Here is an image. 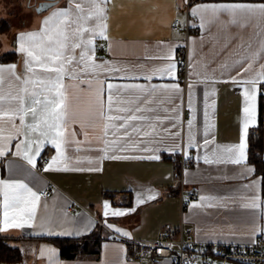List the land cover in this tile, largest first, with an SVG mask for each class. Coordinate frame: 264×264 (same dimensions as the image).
<instances>
[{
  "label": "crops",
  "instance_id": "crops-1",
  "mask_svg": "<svg viewBox=\"0 0 264 264\" xmlns=\"http://www.w3.org/2000/svg\"><path fill=\"white\" fill-rule=\"evenodd\" d=\"M1 1L0 57L6 54L12 57L0 60V66L14 65L16 74L23 78L25 57L16 50L17 35L39 31L42 21L52 12L68 7L69 0H58L43 11H36L38 0H34L33 9L39 15L34 16L24 8L14 26L6 20L10 10ZM187 1L109 0L105 5L106 38L97 36L92 43L95 62L103 64L104 70L85 74L80 65L75 67L79 78L66 77L63 81L68 104L64 126L66 160L45 170L56 156V149L45 144L32 167L15 155L16 144L24 139L16 132L19 120L15 121L16 128L4 123V135L11 134L13 139L7 144L6 154L0 156V179L22 181L37 193L51 189L52 195L40 196L35 220L23 228L4 224L3 197H0V228L5 229L0 233L21 251L19 261L0 264H142L133 256L138 250L137 241H151L165 227L174 231L181 221L193 225L199 241L249 242L264 234L261 176L248 153L250 132L258 126L263 83L255 85L256 118L247 130L245 163L204 160L205 156L223 159L226 157L223 149L240 142L244 89L250 87L243 81L253 79L264 65V54L252 55L264 41V21L253 19L240 27L222 15L217 21L201 26L200 17L192 15L193 7L204 4L264 1L197 0L189 2L188 9ZM174 19L180 21L178 29L171 27ZM195 26L198 32H194ZM184 49L185 75L179 71V54ZM169 64L175 65L174 71L162 76L161 70ZM113 67L120 71H108ZM146 76L152 78L148 80ZM108 83L176 85L179 91L171 94L170 102L153 105L157 110L150 115L158 117L152 121L155 130L144 126L152 135L120 138L110 130L105 137V121L96 115V98L103 85V99L107 100ZM4 91H9L7 83ZM156 95L167 99L160 93ZM190 118H193L191 129ZM262 127L264 141V99ZM205 139L210 143L205 145ZM114 140L118 142L113 144ZM181 154L186 159L182 182L178 161L172 160ZM261 156L264 159V148ZM43 159L46 161L41 163ZM182 200L187 203L183 211ZM105 203L109 205L107 216ZM252 203L259 206L253 208ZM115 211L124 215H111ZM93 232L101 236L97 255L63 258L58 246L48 240L82 237ZM159 261L155 263L171 264L169 259Z\"/></svg>",
  "mask_w": 264,
  "mask_h": 264
},
{
  "label": "snow or ice",
  "instance_id": "snow-or-ice-1",
  "mask_svg": "<svg viewBox=\"0 0 264 264\" xmlns=\"http://www.w3.org/2000/svg\"><path fill=\"white\" fill-rule=\"evenodd\" d=\"M109 0H69V6L56 10L46 17L39 31L20 33L16 37L17 52L25 57V75L23 78L15 72V66H0V156L6 154L7 144L13 139L11 134L4 135V123H11L16 128L15 121L19 120L18 134L24 139L16 144L15 155L22 157L29 165L35 167V157L40 155L45 144H51L56 149V156L45 170L51 169L58 161L66 160L64 146L67 143L64 126L68 115L67 96L63 83L66 77L79 78L75 67L83 65L85 74H96L104 70L103 64L95 62L92 55L93 40L105 37L106 7ZM74 5V8L72 7ZM192 15L199 16L201 26L213 23L222 15L229 17V23L245 27L253 20L264 21V3L221 2L195 6ZM106 38V37H105ZM79 50L77 56L76 51ZM264 54V41L261 48L252 55ZM168 58V57H163ZM252 65L249 64V67ZM174 64H169L161 70V75L172 73ZM110 72H118L119 68H110ZM247 71V69H245ZM135 78V77H134ZM150 80L151 76L144 77ZM264 83V65L253 79L243 81L250 87L244 89V117L240 142L237 145L223 149L226 157L212 160L204 157L205 163L227 162L235 165L246 161L247 130L255 123L256 87ZM9 85V91H4V85ZM91 85H89L90 87ZM15 87V91H13ZM103 85L97 92L96 105L99 118L104 119L105 137L112 130L114 136L131 138L133 134L152 135L153 120L156 108L153 105L170 102L171 94L178 92L176 85L145 86V85H113L107 84V100L104 96ZM189 109L192 110L191 86L189 87ZM157 93L167 99H161ZM175 111V110H174ZM207 115V113H206ZM119 122V123H117ZM147 125L152 131H145ZM189 129L193 127V118L188 120ZM75 135V133H73ZM207 135V132L205 133ZM118 140H114L113 144ZM210 141L205 139V145ZM194 146L190 143L189 147ZM79 150V149H77ZM111 159L129 157H104ZM158 159V157H150ZM91 162V161H90ZM63 170H69L64 168ZM81 170V169H75ZM92 170V169H90ZM251 171V169H249ZM0 197H3L2 208L4 224L10 227L23 228L30 226L35 220L36 207L40 195L26 183L19 180L0 179ZM258 199V198H257ZM258 207L257 203L250 205ZM105 215L109 214V205L104 204ZM113 216L124 215L119 211L112 212ZM0 230H5L0 228ZM52 255H55V252Z\"/></svg>",
  "mask_w": 264,
  "mask_h": 264
},
{
  "label": "built area",
  "instance_id": "built-area-1",
  "mask_svg": "<svg viewBox=\"0 0 264 264\" xmlns=\"http://www.w3.org/2000/svg\"><path fill=\"white\" fill-rule=\"evenodd\" d=\"M189 1H187V9ZM179 19H174L171 27L178 29ZM194 32H198V27H193ZM187 67L186 49L179 54V71L185 75ZM264 90V83L262 84ZM180 181L182 182V170L185 167L186 159L183 154L177 158ZM43 159L41 163H44ZM38 194L42 197H50L51 189H44ZM187 208V203L182 200V211ZM138 250L134 257L142 259L147 256L150 261L156 262L169 259L171 264H264V234L259 235L249 242H206L195 238L193 225L181 221L176 230L165 227L151 241H137Z\"/></svg>",
  "mask_w": 264,
  "mask_h": 264
},
{
  "label": "trees",
  "instance_id": "trees-1",
  "mask_svg": "<svg viewBox=\"0 0 264 264\" xmlns=\"http://www.w3.org/2000/svg\"><path fill=\"white\" fill-rule=\"evenodd\" d=\"M197 0H189V2ZM228 1H264V0H228ZM5 25V24H4ZM3 25H0L2 29ZM12 57L6 54L0 60L8 61ZM264 93L260 95L258 107V126L249 135V160L254 165L255 171L261 176L262 194L264 195V159L261 152L264 148L263 141V99ZM56 244L63 258L72 259L77 256L98 253L101 236L98 232H93L82 237L48 238ZM21 259V251L8 243V238L0 233V262H17Z\"/></svg>",
  "mask_w": 264,
  "mask_h": 264
},
{
  "label": "rangeland",
  "instance_id": "rangeland-1",
  "mask_svg": "<svg viewBox=\"0 0 264 264\" xmlns=\"http://www.w3.org/2000/svg\"><path fill=\"white\" fill-rule=\"evenodd\" d=\"M2 0L1 2L5 5V7H8L10 10V13L8 14V18L6 20H9L10 23L14 26L16 24V21L19 19L18 16L22 13L23 9H28L29 12H31L34 16L39 15L37 12L33 9V3L34 0H25V2L22 0ZM6 37L10 39V33H5ZM160 262V261H157ZM142 264H156L155 262L150 261V259L147 256H144L141 259Z\"/></svg>",
  "mask_w": 264,
  "mask_h": 264
},
{
  "label": "water",
  "instance_id": "water-1",
  "mask_svg": "<svg viewBox=\"0 0 264 264\" xmlns=\"http://www.w3.org/2000/svg\"><path fill=\"white\" fill-rule=\"evenodd\" d=\"M58 0H43L37 3L36 11H43L55 5Z\"/></svg>",
  "mask_w": 264,
  "mask_h": 264
},
{
  "label": "flooded vegetation",
  "instance_id": "flooded-vegetation-1",
  "mask_svg": "<svg viewBox=\"0 0 264 264\" xmlns=\"http://www.w3.org/2000/svg\"><path fill=\"white\" fill-rule=\"evenodd\" d=\"M41 1H43V0H38V2H41Z\"/></svg>",
  "mask_w": 264,
  "mask_h": 264
}]
</instances>
